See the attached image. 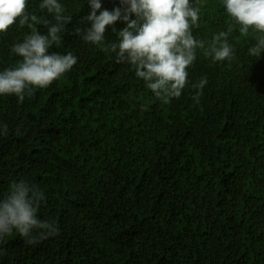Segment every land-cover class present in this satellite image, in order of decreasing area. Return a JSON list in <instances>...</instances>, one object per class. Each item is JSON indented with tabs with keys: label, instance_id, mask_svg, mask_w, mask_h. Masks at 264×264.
I'll return each mask as SVG.
<instances>
[{
	"label": "trees",
	"instance_id": "16d2710c",
	"mask_svg": "<svg viewBox=\"0 0 264 264\" xmlns=\"http://www.w3.org/2000/svg\"><path fill=\"white\" fill-rule=\"evenodd\" d=\"M41 2L28 0L29 13L54 23ZM58 2L72 20L49 51L71 52L76 65L22 103L0 96V198L14 180L38 185V218L58 232L29 245L14 231L0 264H264V53L249 55L253 36L233 28L232 61L198 49L181 97L163 104L106 50L118 42L111 28L99 46L76 33L87 0ZM195 6L196 39L228 31L222 0ZM30 32L17 22L0 34V71L21 62L11 49Z\"/></svg>",
	"mask_w": 264,
	"mask_h": 264
},
{
	"label": "clouds",
	"instance_id": "9594fccd",
	"mask_svg": "<svg viewBox=\"0 0 264 264\" xmlns=\"http://www.w3.org/2000/svg\"><path fill=\"white\" fill-rule=\"evenodd\" d=\"M90 12L84 16L87 27L75 29L82 39L92 45H103L108 28L118 42L107 46L115 61L129 64L135 75L163 104L180 98L188 85V69L197 58V50L214 62L232 61L234 49L228 35L238 26L241 37L253 36L255 43L248 49L252 57L264 53V0H222L232 23L228 31H221L206 43L193 35L201 15L199 0H119V6L107 10L101 0H87ZM41 11L51 14L54 23L29 13L28 0H0V34H7L17 22L31 29L23 42L13 45L11 52L22 58L14 67L0 71V96H15L22 103L26 94L35 89H47L69 72L77 63L71 52H50L60 45L62 33L72 17L58 0H42ZM134 17V18H133ZM117 22L126 26L120 30ZM42 24L46 33L37 25ZM206 77L192 85L196 90L193 100L199 103ZM46 203L41 188L27 180L13 181L8 195L0 198V241L18 232L25 242L35 245L58 232L56 221L41 220L38 211Z\"/></svg>",
	"mask_w": 264,
	"mask_h": 264
}]
</instances>
